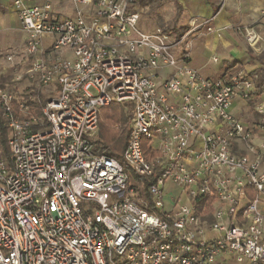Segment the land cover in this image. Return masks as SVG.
Listing matches in <instances>:
<instances>
[{"label":"clouds","instance_id":"1","mask_svg":"<svg viewBox=\"0 0 264 264\" xmlns=\"http://www.w3.org/2000/svg\"><path fill=\"white\" fill-rule=\"evenodd\" d=\"M9 262L264 264V0H0Z\"/></svg>","mask_w":264,"mask_h":264},{"label":"built area","instance_id":"2","mask_svg":"<svg viewBox=\"0 0 264 264\" xmlns=\"http://www.w3.org/2000/svg\"><path fill=\"white\" fill-rule=\"evenodd\" d=\"M106 52H109L110 53V49H106ZM102 63L104 65H106L107 67V70H108V74H109V83L113 85V87H116V88H120V89H131L132 85H131V81L130 80H126L124 78V75L121 74L120 72V64L118 62V60L115 58V57H112L110 54L107 55L103 60H102ZM113 81L115 82L113 84ZM100 95H103V93H101ZM60 112H65V109L61 108L59 110ZM78 115V114H77ZM66 120H68L69 122H71V120L73 119H76L77 117L75 116H72V114L68 113L65 115L64 117ZM27 147V145H25ZM40 147H44L43 144L40 145ZM39 150V149H37ZM36 153L33 152V155H35ZM43 154V153H41ZM69 159H71V157H69ZM57 163L59 164V161H57ZM60 176H61V179H63V172L60 173ZM16 177H13V180H15ZM17 187H19V185H17ZM89 190H91L89 188ZM5 195H7V192L4 193ZM48 199L51 201V207H50V212L52 214V216L54 217V221L56 223H59L61 221V217L59 215L60 213V209L56 207V204H55V192L53 189H49L48 190ZM77 208H79L80 206L77 205L76 206ZM26 211H32L33 209L31 207L29 208H26L25 209ZM41 216L39 214L35 215L33 217V222L35 223H39L40 220H41ZM66 223V221H65ZM101 224V221L100 220H96L94 221V225H96L97 227H95L93 230L94 231H98L101 233V236L104 234V232L106 231V229L104 228H100L99 225ZM47 230H51V228L47 229ZM68 234H71V230H69V233ZM41 239H45L43 236L41 237ZM95 239V243H96V247L98 249H102L104 250L105 252L107 251V247L103 242H102V239L100 238H94ZM69 254H71V249H68L67 250ZM90 255V254H89ZM73 262H74V257H73ZM10 264V262H9Z\"/></svg>","mask_w":264,"mask_h":264}]
</instances>
